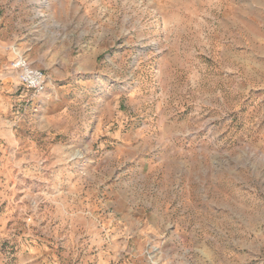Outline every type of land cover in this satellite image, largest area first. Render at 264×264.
<instances>
[{
    "label": "rangeland",
    "instance_id": "1",
    "mask_svg": "<svg viewBox=\"0 0 264 264\" xmlns=\"http://www.w3.org/2000/svg\"><path fill=\"white\" fill-rule=\"evenodd\" d=\"M0 264H264V0H0Z\"/></svg>",
    "mask_w": 264,
    "mask_h": 264
},
{
    "label": "built area",
    "instance_id": "2",
    "mask_svg": "<svg viewBox=\"0 0 264 264\" xmlns=\"http://www.w3.org/2000/svg\"><path fill=\"white\" fill-rule=\"evenodd\" d=\"M14 58L10 63L11 69L18 72L23 87L34 93L46 91L47 78L44 71L35 67L28 57L14 49Z\"/></svg>",
    "mask_w": 264,
    "mask_h": 264
}]
</instances>
